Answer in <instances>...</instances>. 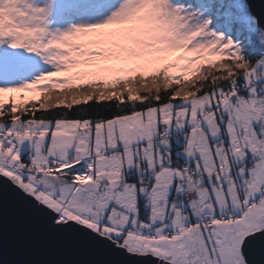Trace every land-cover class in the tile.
Instances as JSON below:
<instances>
[{
	"label": "snow or ice",
	"instance_id": "snow-or-ice-1",
	"mask_svg": "<svg viewBox=\"0 0 264 264\" xmlns=\"http://www.w3.org/2000/svg\"><path fill=\"white\" fill-rule=\"evenodd\" d=\"M0 264H264V9L0 0Z\"/></svg>",
	"mask_w": 264,
	"mask_h": 264
},
{
	"label": "trees",
	"instance_id": "trees-1",
	"mask_svg": "<svg viewBox=\"0 0 264 264\" xmlns=\"http://www.w3.org/2000/svg\"><path fill=\"white\" fill-rule=\"evenodd\" d=\"M58 91V92H57ZM51 92H57V94L55 95V97H53V100H49L51 95H47L49 94V92L44 93V92H39L37 93L39 95L38 98H32L29 100H26L25 93H21V94H15L18 99H17V103L20 104L21 108L24 107H31L32 104H37L39 105L40 103L45 104V106H47L49 103L55 102L57 105H63L65 103H70L72 99H70L72 92L71 91H66L64 87H62L59 90H55V91H51ZM73 95V94H72ZM20 97H23V99H20ZM58 99H66L65 102H58ZM82 99V98H81Z\"/></svg>",
	"mask_w": 264,
	"mask_h": 264
},
{
	"label": "rangeland",
	"instance_id": "rangeland-1",
	"mask_svg": "<svg viewBox=\"0 0 264 264\" xmlns=\"http://www.w3.org/2000/svg\"><path fill=\"white\" fill-rule=\"evenodd\" d=\"M53 79H63V77H54ZM63 86H59V87H56V88H53V90L52 91H55V90H59V89H61ZM73 88L74 87H76V85H73L72 86ZM58 92V91H57ZM57 92H49V94H47V95H51L50 96V98H49V100H53L54 98L53 97H55V95L57 94ZM37 93H39V92H25V94H26V100H29V99H34L35 97L36 98H38L39 97V95L37 94ZM44 93H46V92H44ZM48 93V92H47ZM73 94V93H72ZM72 94H71V97H70V99H72ZM18 96V95H17ZM35 98V99H36ZM65 100L66 99H58V102L60 103V102H65Z\"/></svg>",
	"mask_w": 264,
	"mask_h": 264
},
{
	"label": "water",
	"instance_id": "water-1",
	"mask_svg": "<svg viewBox=\"0 0 264 264\" xmlns=\"http://www.w3.org/2000/svg\"><path fill=\"white\" fill-rule=\"evenodd\" d=\"M249 2H253L254 10L257 11V13H259L261 9H264V0H249Z\"/></svg>",
	"mask_w": 264,
	"mask_h": 264
}]
</instances>
